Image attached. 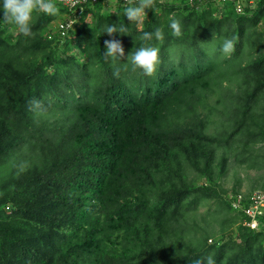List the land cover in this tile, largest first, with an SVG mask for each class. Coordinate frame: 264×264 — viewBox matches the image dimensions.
<instances>
[{
  "label": "trees",
  "instance_id": "16d2710c",
  "mask_svg": "<svg viewBox=\"0 0 264 264\" xmlns=\"http://www.w3.org/2000/svg\"><path fill=\"white\" fill-rule=\"evenodd\" d=\"M176 1L156 0L142 24L127 20L125 0L56 1L59 15L33 14L30 37L0 8V264H194L209 254L264 264V227L226 215L215 231L196 212L205 198L231 208L219 187L232 153L264 143V0L244 13L235 0ZM113 24L128 34L108 36ZM156 28L162 43L141 39ZM222 37L235 51L217 60L221 45H205ZM112 38L126 55L158 47L154 76L105 58ZM176 45L186 58L172 57ZM224 81L237 90L216 98ZM33 99L41 110L29 109ZM235 224L240 241L219 236Z\"/></svg>",
  "mask_w": 264,
  "mask_h": 264
},
{
  "label": "clouds",
  "instance_id": "9594fccd",
  "mask_svg": "<svg viewBox=\"0 0 264 264\" xmlns=\"http://www.w3.org/2000/svg\"><path fill=\"white\" fill-rule=\"evenodd\" d=\"M162 3L163 0H160ZM127 6L124 10V15L130 23L142 24L147 16L148 9L156 10V0H126ZM3 11V22L12 25L20 34L25 37L33 35L32 24L34 23V13H44L49 16H57L60 14V9L57 6L56 0H3L0 5ZM239 10V9H238ZM170 27L172 33L176 37L182 35L181 25L175 18H170ZM105 33L110 37L119 33L121 35L128 34L127 28L123 25H109L105 28ZM153 38L159 42L164 41L162 29L156 28L153 32H144L141 37L144 41H151ZM104 56L111 58L113 61L127 60L132 65V71L142 69L144 74L152 77L157 71V67L161 63L160 49L155 46H144L125 54V48L122 42L118 39H106L104 41ZM235 51L234 38L225 39L220 47L221 54L228 58ZM119 68L116 69L114 75L119 76ZM31 111L41 110V103L35 99L29 102ZM25 164L22 162L18 168L20 172L25 170ZM194 264H216L213 255L209 254L201 259L194 261Z\"/></svg>",
  "mask_w": 264,
  "mask_h": 264
},
{
  "label": "rangeland",
  "instance_id": "374dc122",
  "mask_svg": "<svg viewBox=\"0 0 264 264\" xmlns=\"http://www.w3.org/2000/svg\"><path fill=\"white\" fill-rule=\"evenodd\" d=\"M174 1L176 0H173V2ZM176 2L180 3V0H177ZM231 4L232 2L228 3L227 7H231ZM88 20H93L92 14L88 16ZM79 23L80 21L78 22V24ZM225 39L227 38L222 37L208 41L206 42L205 49L210 51L211 53H214L218 50V46L222 45ZM183 49L184 48L181 45H176V47L174 46L172 57L176 59L186 58L188 55L187 53H183ZM221 57L222 54L217 53L215 58L217 60H221ZM222 69L223 66L219 63L218 66L214 67L213 72L218 73L221 72ZM236 85V82L224 81L223 84L221 86L218 85L216 89V98L220 95L223 97L230 96L234 93L235 90H237ZM227 88H229V92H227ZM262 97L263 98L260 100V104L264 105V94ZM208 98L210 99V95ZM220 182L221 186L219 187V189L221 190V192L227 191L225 192L226 197L229 194H232L235 189H238V191H242L245 193L251 191L253 187H256V190H263L262 186L264 185V143L259 142L257 145H255V149L251 152V156H247L246 158L239 157L233 152L228 173L221 178ZM196 212L198 214V220L200 221V224H205V221L201 219V216H204L207 222L211 224V229L215 231H219V229L222 227L221 220L226 217V215L229 218L238 215L242 216L239 212L233 210L230 207H228L227 209H223L217 203L216 199L206 198L199 202ZM237 228L238 224H235L230 227H225L224 232L220 233L219 236L224 235L225 241L230 240V236H233L235 240L240 241L237 237Z\"/></svg>",
  "mask_w": 264,
  "mask_h": 264
},
{
  "label": "built area",
  "instance_id": "2783aa9c",
  "mask_svg": "<svg viewBox=\"0 0 264 264\" xmlns=\"http://www.w3.org/2000/svg\"><path fill=\"white\" fill-rule=\"evenodd\" d=\"M71 7L78 6L88 2L89 0H56ZM96 1V0H91ZM126 1V0H125ZM211 0H187L189 4H205ZM218 2H231V0H216ZM235 9L239 13H244L247 10L256 9L259 0H235ZM239 9V10H238ZM73 20L61 25L63 29L62 34H66L68 28L73 26ZM231 208L241 215L244 219L239 223L240 225L252 229L261 230L264 227V191L254 190L252 192H233L227 196ZM212 239H210L211 241Z\"/></svg>",
  "mask_w": 264,
  "mask_h": 264
}]
</instances>
